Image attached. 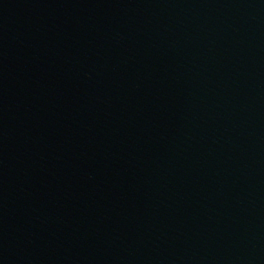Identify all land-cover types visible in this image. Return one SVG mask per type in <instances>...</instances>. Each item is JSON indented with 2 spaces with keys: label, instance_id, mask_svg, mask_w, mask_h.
<instances>
[{
  "label": "water",
  "instance_id": "obj_1",
  "mask_svg": "<svg viewBox=\"0 0 264 264\" xmlns=\"http://www.w3.org/2000/svg\"><path fill=\"white\" fill-rule=\"evenodd\" d=\"M0 264H264V0H0Z\"/></svg>",
  "mask_w": 264,
  "mask_h": 264
}]
</instances>
